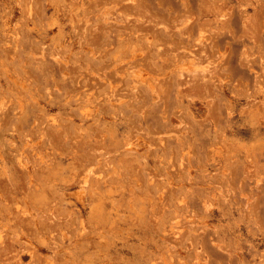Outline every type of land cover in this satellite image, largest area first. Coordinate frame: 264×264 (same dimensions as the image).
I'll use <instances>...</instances> for the list:
<instances>
[{"label":"rangeland","instance_id":"obj_1","mask_svg":"<svg viewBox=\"0 0 264 264\" xmlns=\"http://www.w3.org/2000/svg\"><path fill=\"white\" fill-rule=\"evenodd\" d=\"M0 264H264V0H0Z\"/></svg>","mask_w":264,"mask_h":264},{"label":"bare ground","instance_id":"obj_2","mask_svg":"<svg viewBox=\"0 0 264 264\" xmlns=\"http://www.w3.org/2000/svg\"><path fill=\"white\" fill-rule=\"evenodd\" d=\"M11 200H12V199H10V201H11ZM15 201H16V199H15ZM15 201H14V202H15ZM11 202H13V200H12ZM14 202H13V204H14ZM17 202H18V201H17ZM15 207H17V206H15ZM20 222H21V221H20ZM22 225H23V224H22Z\"/></svg>","mask_w":264,"mask_h":264}]
</instances>
